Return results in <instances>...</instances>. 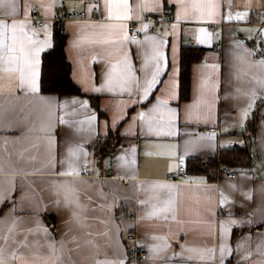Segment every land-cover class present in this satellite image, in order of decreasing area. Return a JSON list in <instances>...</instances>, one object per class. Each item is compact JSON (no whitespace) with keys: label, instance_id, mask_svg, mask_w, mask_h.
<instances>
[{"label":"crops","instance_id":"0c3cea01","mask_svg":"<svg viewBox=\"0 0 264 264\" xmlns=\"http://www.w3.org/2000/svg\"><path fill=\"white\" fill-rule=\"evenodd\" d=\"M146 15L162 21L131 38ZM57 25L84 94L40 90ZM182 47L204 49L187 99ZM110 134L119 143L100 157ZM240 148L247 164L224 163L233 178L167 179ZM0 264H264V0H3Z\"/></svg>","mask_w":264,"mask_h":264},{"label":"trees","instance_id":"16d2710c","mask_svg":"<svg viewBox=\"0 0 264 264\" xmlns=\"http://www.w3.org/2000/svg\"><path fill=\"white\" fill-rule=\"evenodd\" d=\"M66 33L59 25L53 32V46L43 52L41 56V77L40 90L43 93L64 94H84L79 86L72 80L70 62L65 52ZM202 48L182 47L180 55V99H187L190 86V64L199 59L203 54ZM92 98V95H87ZM93 104L96 102L92 98ZM97 107V106H96ZM99 114H102L97 107ZM255 121L254 113L248 121L249 126H253ZM104 141V140H103ZM119 140L114 134L105 138V142L98 148L100 157L109 154L118 145ZM247 151L244 148L222 150L219 155L210 157L208 164H201L199 159L189 160L187 167L191 173H207L213 175L224 164H247ZM220 163H223L222 165Z\"/></svg>","mask_w":264,"mask_h":264},{"label":"built area","instance_id":"2783aa9c","mask_svg":"<svg viewBox=\"0 0 264 264\" xmlns=\"http://www.w3.org/2000/svg\"><path fill=\"white\" fill-rule=\"evenodd\" d=\"M61 9H62V5L59 4L56 7V10L58 12H60ZM85 16H86L85 10H81L79 12H71L66 16L60 15V16H58V18L59 19H64L66 17L81 18V17H85ZM31 18L38 25L43 24L44 20L42 17H39L37 15V8L36 7L32 8ZM145 21L150 22L151 29L153 30L156 28L158 23H160L162 21V19L146 15V16L139 18V19L130 20L128 22L127 29H128V33H129L131 38H139L140 37V33H141L140 25ZM215 47L217 49H219L221 47V43L216 42ZM208 129L210 131H213V130H215V127H210ZM209 160H210L209 157H200L199 158V162L201 164H208ZM110 167H111V165L108 164L109 169H110ZM82 174L91 175L90 170L88 169V167L85 164H83V166H82ZM217 174L225 175L227 177L233 178L236 176V169L229 164H224L217 170ZM167 179L168 180H174V181L189 180V179H191V172L189 171L188 167L185 164H179L177 169H175L174 171L170 172L167 175ZM123 183L127 184V181L123 180ZM132 215H134V214H132ZM125 237L129 242H132L131 253L135 257H137L138 259H145L147 257V251L142 245L139 244L136 231L134 229L128 230L125 234Z\"/></svg>","mask_w":264,"mask_h":264},{"label":"snow or ice","instance_id":"6c2138e0","mask_svg":"<svg viewBox=\"0 0 264 264\" xmlns=\"http://www.w3.org/2000/svg\"><path fill=\"white\" fill-rule=\"evenodd\" d=\"M0 3H3V0H0ZM125 6H126V5H125ZM5 27H6V26H5ZM12 27H13V29H15V24H13ZM111 83H112V82H111V80H110V81H109V84H111ZM153 83H154V78H153V81L149 82L148 87H151ZM109 90H111V89H109Z\"/></svg>","mask_w":264,"mask_h":264}]
</instances>
